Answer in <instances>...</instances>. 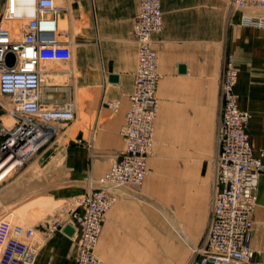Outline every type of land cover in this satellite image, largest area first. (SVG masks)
I'll list each match as a JSON object with an SVG mask.
<instances>
[{"label":"crops","instance_id":"obj_1","mask_svg":"<svg viewBox=\"0 0 264 264\" xmlns=\"http://www.w3.org/2000/svg\"><path fill=\"white\" fill-rule=\"evenodd\" d=\"M33 4L34 0H17L18 18L30 17ZM56 4L63 10L56 19L58 36L71 43L72 72L78 74L70 85L72 102L76 104L81 96L84 104L75 110L73 122L80 114L93 117L88 139L78 133L79 147H73L70 166L81 169L87 159V175L92 179L107 165L109 155L123 148L119 130L133 87L136 44L131 32L138 0H56ZM161 7L163 29L155 37L159 111L147 161L149 176L140 188L123 189L107 213L95 249L100 264H161L168 251L178 256L176 263H182L184 247H202L213 199L215 109L228 57L239 71L235 92L246 99L252 114L247 127L251 147L255 154L264 149V28L242 23L231 0H162ZM47 64L39 67L42 77ZM109 76L117 77V82L110 83ZM113 101L120 102L114 114L106 107ZM62 181L59 175L54 185ZM255 194L247 243L250 264H264V173ZM47 196L53 197L49 192ZM160 201L169 205L166 223L161 220ZM34 242L35 264H74L75 244L64 233Z\"/></svg>","mask_w":264,"mask_h":264},{"label":"built area","instance_id":"obj_2","mask_svg":"<svg viewBox=\"0 0 264 264\" xmlns=\"http://www.w3.org/2000/svg\"><path fill=\"white\" fill-rule=\"evenodd\" d=\"M162 0H138L132 24L136 44L133 87L119 130L122 151L114 157L108 171L98 179L69 210L64 221L46 222L45 235L51 236L70 226L76 235L74 264H100L95 247L108 211L123 189H138L148 174L147 160L154 145L153 124L159 106L156 97L160 78L155 37L163 29ZM8 20H21L20 32L0 27V97L8 101L6 124L0 117V188L30 159L56 138L62 127L72 123V102L43 98L39 67L53 62H69L71 43L58 36L56 19L62 8L56 0H34L33 13L24 20L17 15V0H5ZM241 13L242 23L264 26V19L243 15L244 11H264V0H231ZM12 55L13 64L6 63ZM239 71L228 57L219 81L216 127L215 177L209 224L203 245L191 264H250L247 243L253 228L256 187L264 173V149L254 153L247 127L251 116L240 109L235 92ZM117 113L119 101L106 103ZM35 229L8 225L0 238V264H35Z\"/></svg>","mask_w":264,"mask_h":264},{"label":"rangeland","instance_id":"obj_3","mask_svg":"<svg viewBox=\"0 0 264 264\" xmlns=\"http://www.w3.org/2000/svg\"><path fill=\"white\" fill-rule=\"evenodd\" d=\"M4 2L5 0H0V27L9 29L12 32L18 34L21 30L22 25L24 24V21L8 20L5 14ZM154 48L157 52L156 44ZM46 69L48 68H45L44 70ZM48 70H50L51 72L62 71L61 74L63 75H56V78L52 77V85H54V87L52 88L66 89L68 90V94H45L43 92L47 84V79H45L42 87V95H44L43 97L50 100L57 99L56 101L65 99H70L72 101L74 88H72L70 85L73 84V79H78V74L75 71L72 72V62H54L53 64H51ZM237 95H239V93H237ZM238 98L242 110L247 112L252 117L251 112L246 109V99H242L240 95L238 96ZM84 100H87V97ZM75 102V110H77L79 107L81 109L84 107V104H82L83 101L81 96H77ZM7 104L8 101L6 100V98L0 97V117L6 124H9V122L11 123V120L8 119V114H6V111L4 109L7 108ZM90 105L91 104L88 103V107ZM215 110L217 114V106ZM216 118L217 115L215 117V121ZM92 125L93 117H90L88 115V117L85 118L80 114L79 121L76 119L73 123H69L66 126L62 127L56 139H53L42 151H40L35 157L30 159L20 171L13 175L7 181V183L0 188V238L5 234V230L8 225L20 224L22 226L34 228L35 241L41 242L42 240L47 238V236L42 234L44 232L42 228L44 223H52L56 219L59 221L66 220L69 216L70 208L76 205L78 200L77 198L83 196L90 189V187L94 188L97 186L96 182L108 171L112 160L122 149V145L116 152L109 155L107 165L102 168V171L100 173L96 174L95 178L90 179L87 175V170L90 169V164L86 161L87 159L83 160L81 169H77L73 166L71 167V155L73 154V151H76L73 150V147L78 146V133L83 132L85 139H88V135L92 128ZM73 130H75V132L71 135L70 133H72ZM66 131H69V135H64V132ZM213 149L209 155L211 161L209 163L210 167H212L213 164ZM75 160L76 162L78 161L77 163H79L80 158L75 157ZM204 171L205 169H201V172ZM59 175H61L64 181L61 182L58 188L57 185H54V182L57 181ZM79 185H83V189H78ZM51 188L58 189L49 191V189ZM7 190L8 192H6ZM48 192L55 199L51 196H47ZM159 203L161 220L166 223V213L167 211L169 212V205L167 204V201H160ZM71 241L73 244H76V239H71ZM197 249L198 246H194L192 248L184 247L181 252V256L183 259L182 263H176L178 260V256L175 253L168 251V257L166 259L168 261H162L161 264H191L192 260L196 256Z\"/></svg>","mask_w":264,"mask_h":264},{"label":"bare ground","instance_id":"obj_4","mask_svg":"<svg viewBox=\"0 0 264 264\" xmlns=\"http://www.w3.org/2000/svg\"><path fill=\"white\" fill-rule=\"evenodd\" d=\"M243 15H245V16H254V17H256L257 19L259 18V19H264V11H260V12H258V11H251V10H247V11H244L243 12ZM256 28H264V26H255ZM72 59V58H71ZM70 59V60H71ZM54 63V62H53ZM53 63H49V64H47L46 65V67L45 68H48L49 69V67L51 66V64H53ZM55 63H60V62H55ZM42 68H44L43 66H42ZM48 69H46L45 70V73H43V74H45V75H43V77H42V87H43V83H44V81H45V79H47L46 80V82H47V84H46V88L44 89V92H46V93H51V94H63V95H65L64 93L66 92L64 89H61L60 91H57V92H51L50 91V88H52V77H55L56 78V75H60L61 74V72L62 71H56V72H51L50 70H48ZM61 75H63V74H61ZM46 77V78H45ZM59 77V76H58ZM41 93H42V89H41ZM44 98V97H43ZM45 99V98H44ZM47 100H49V99H47ZM57 100V99H56ZM70 100V99H69ZM71 101V100H70ZM72 102V101H71ZM72 104H73V102H72ZM73 106H75V104L73 105ZM75 108V107H74ZM75 110V109H74ZM8 116V119H10L11 120V123H12V119L10 118V116L9 115H7ZM158 116V115H157ZM157 119V118H156ZM156 119H155V121H156ZM155 121H154V124H153V136H154V131H155ZM10 122H9V124H11ZM60 133V132H59ZM59 133H58V135H59ZM57 135V136H58ZM57 136H56V138H57ZM55 138V139H56ZM154 146V145H153ZM153 149V148H152ZM152 151V150H151ZM151 153V152H150ZM150 156V155H149ZM149 158V157H148ZM148 161V160H147ZM147 176H148V174H147ZM146 176V177H147ZM146 177H145V179H146ZM145 179H144V181H145ZM144 181H143V183H144ZM142 183V184H143ZM9 189V188H8ZM6 190V189H5ZM4 190V191H5ZM10 190H11V188H10ZM6 192H8V190L6 191ZM80 199V198H79ZM110 211V210H109ZM108 211V212H109ZM71 239H73V240H75L76 239V235H73L72 237H70ZM97 246V245H96ZM95 249H96V247H95Z\"/></svg>","mask_w":264,"mask_h":264},{"label":"water","instance_id":"obj_5","mask_svg":"<svg viewBox=\"0 0 264 264\" xmlns=\"http://www.w3.org/2000/svg\"><path fill=\"white\" fill-rule=\"evenodd\" d=\"M13 62H14L13 56L12 55H8L6 57V63L11 66L13 64ZM179 71L183 72L184 68L180 67ZM108 80H109L110 83H115V82H117V77L109 76ZM62 232L68 237H72L73 234H74V230L70 226H65L64 229L62 230Z\"/></svg>","mask_w":264,"mask_h":264}]
</instances>
